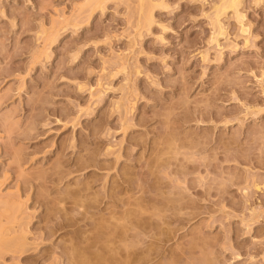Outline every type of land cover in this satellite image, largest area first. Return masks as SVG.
<instances>
[{
  "label": "rangeland",
  "instance_id": "1",
  "mask_svg": "<svg viewBox=\"0 0 264 264\" xmlns=\"http://www.w3.org/2000/svg\"><path fill=\"white\" fill-rule=\"evenodd\" d=\"M222 2L0 0V264H264V0Z\"/></svg>",
  "mask_w": 264,
  "mask_h": 264
},
{
  "label": "bare ground",
  "instance_id": "2",
  "mask_svg": "<svg viewBox=\"0 0 264 264\" xmlns=\"http://www.w3.org/2000/svg\"><path fill=\"white\" fill-rule=\"evenodd\" d=\"M105 0H91V2L93 3V7L94 5H102V3L104 2ZM141 1V5L143 6V1L144 0H140ZM242 0H223V2L220 4V5H216V12H215V19H216V22H218V26H219V32H223V29H222V25H221V22H220V19H219V16L225 12L228 8H233L235 10V12H237L238 16L242 19L243 17V14H241V12L239 11V5L241 3ZM91 4V3H90ZM106 4V3H105ZM142 8V7H141ZM144 8V6H143ZM215 11V10H213ZM148 12V11H147ZM146 12V13H147ZM150 12V11H149ZM148 12V13H149ZM214 13V12H213ZM244 13V12H243ZM147 15V18H145L146 20H148L150 22V20L152 19V16L149 14H146ZM243 21V20H242ZM148 22V23H149ZM214 25V24H213ZM216 26V24H215ZM214 26V27H215ZM225 29V28H224ZM246 29V28H245ZM244 30V29H243ZM245 31V30H244ZM216 35V34H215ZM221 35V34H220ZM214 36V35H213Z\"/></svg>",
  "mask_w": 264,
  "mask_h": 264
}]
</instances>
